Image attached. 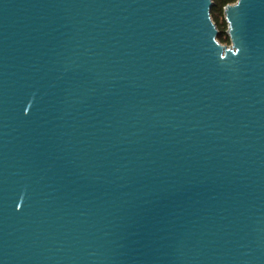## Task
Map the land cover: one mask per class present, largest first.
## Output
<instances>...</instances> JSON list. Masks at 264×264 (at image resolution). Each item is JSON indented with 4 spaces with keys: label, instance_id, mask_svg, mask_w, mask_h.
I'll list each match as a JSON object with an SVG mask.
<instances>
[{
    "label": "water",
    "instance_id": "95a60500",
    "mask_svg": "<svg viewBox=\"0 0 264 264\" xmlns=\"http://www.w3.org/2000/svg\"><path fill=\"white\" fill-rule=\"evenodd\" d=\"M0 0V264H264V0Z\"/></svg>",
    "mask_w": 264,
    "mask_h": 264
},
{
    "label": "trees",
    "instance_id": "16d2710c",
    "mask_svg": "<svg viewBox=\"0 0 264 264\" xmlns=\"http://www.w3.org/2000/svg\"><path fill=\"white\" fill-rule=\"evenodd\" d=\"M237 0H212L213 2V8L211 10V19L213 21V23L215 24L219 35L217 37V41L221 44V45H225L228 46L229 43V39L226 35V30H227V26L226 23L224 21V17H223V9L227 6V5H231L234 4Z\"/></svg>",
    "mask_w": 264,
    "mask_h": 264
}]
</instances>
